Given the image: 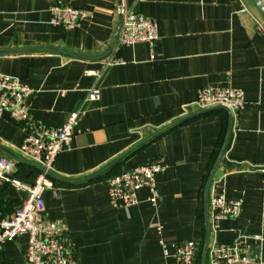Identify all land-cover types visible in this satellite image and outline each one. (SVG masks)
Returning a JSON list of instances; mask_svg holds the SVG:
<instances>
[{
	"label": "crops",
	"instance_id": "obj_1",
	"mask_svg": "<svg viewBox=\"0 0 264 264\" xmlns=\"http://www.w3.org/2000/svg\"><path fill=\"white\" fill-rule=\"evenodd\" d=\"M56 3L85 9L88 16L72 29L53 24ZM121 8L157 23L152 45L119 46ZM259 24L264 27V14L253 0H0V73L36 90L31 128L8 113L0 117V155L15 162L13 175L24 184H32L41 168L19 155L18 147L39 126L64 125L96 83L86 71L104 69L101 98L86 104L70 147L55 162L50 181L56 193L44 194L43 216L66 227L79 264H177L164 255L160 239L168 245L197 242L196 264H202L207 223L204 264H211L213 243L245 238L251 239L247 253L264 261ZM113 54L124 62L104 68ZM210 84L243 88L247 106L231 111L187 105ZM160 157L168 166L157 176L158 203L143 188L138 204L113 206L108 180ZM221 194L242 200V208L215 229L211 202ZM27 197L26 190L5 183L0 217ZM26 249V236L8 239L0 264H28Z\"/></svg>",
	"mask_w": 264,
	"mask_h": 264
},
{
	"label": "built area",
	"instance_id": "obj_2",
	"mask_svg": "<svg viewBox=\"0 0 264 264\" xmlns=\"http://www.w3.org/2000/svg\"><path fill=\"white\" fill-rule=\"evenodd\" d=\"M52 23L67 29L78 26L88 12L67 4L56 3L51 7ZM119 46H131L137 43L152 45L158 38L157 23L143 14L132 10L120 9ZM260 32L264 27L259 24ZM124 60L113 54L107 57L104 68L123 63ZM104 70V69H103ZM103 70H87L96 83L92 85L82 105L71 112L67 122L55 128L39 126L32 130L18 147V153L24 159L38 164L41 171L28 185L13 175L15 162L0 155V192L5 183L26 190L27 199L23 205L7 217H0V247L8 240L19 236L27 237L26 261L28 264H79L74 243L66 238V227L44 217L46 204L44 194L48 189L56 193L50 181L57 157L69 148L75 137V127L88 102L98 101L102 88L98 85ZM36 90L19 79L0 73V117L8 113L13 120L31 128V97ZM198 109L222 106L231 111L242 110L247 106L243 88L233 85L210 84L200 88L194 101L187 104ZM165 158H156L151 162L124 170L108 180V192L115 207H130L138 204L139 191L149 190L148 200L156 205L159 200L157 176L167 168ZM264 170V169H263ZM242 208V200L228 199L224 195L215 196L211 202V221L215 229L222 219L237 217ZM256 239L259 236H255ZM251 239L245 238L234 243L215 242L209 249L211 264L225 261L226 264H264L257 255L247 253ZM160 244L165 256H173L177 264H196L199 250L193 240L175 242L168 245L163 239Z\"/></svg>",
	"mask_w": 264,
	"mask_h": 264
},
{
	"label": "water",
	"instance_id": "obj_3",
	"mask_svg": "<svg viewBox=\"0 0 264 264\" xmlns=\"http://www.w3.org/2000/svg\"><path fill=\"white\" fill-rule=\"evenodd\" d=\"M253 1L255 2L257 7L260 9V11L264 14V2L262 0H253ZM223 108H225V107H223ZM225 147H226V144L224 145V148L222 150V154H223V152L225 150ZM222 154H221V156H222ZM218 163H219V161H218ZM218 163L216 164V166L214 167V169L212 170V172L210 174V177H209L208 182H207V188H208V186L210 184V181H211V179L213 177V174H214V172L216 170V167H217ZM208 246H209V223H207V237H206V244H205V247H204V250H203V255H202V264L205 263Z\"/></svg>",
	"mask_w": 264,
	"mask_h": 264
}]
</instances>
